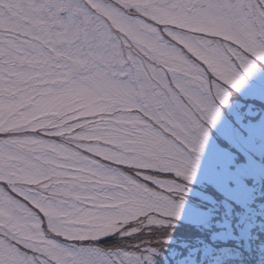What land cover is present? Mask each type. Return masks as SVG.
Returning a JSON list of instances; mask_svg holds the SVG:
<instances>
[{"label":"snow or ice","instance_id":"obj_1","mask_svg":"<svg viewBox=\"0 0 264 264\" xmlns=\"http://www.w3.org/2000/svg\"><path fill=\"white\" fill-rule=\"evenodd\" d=\"M0 264H264V0H0Z\"/></svg>","mask_w":264,"mask_h":264}]
</instances>
